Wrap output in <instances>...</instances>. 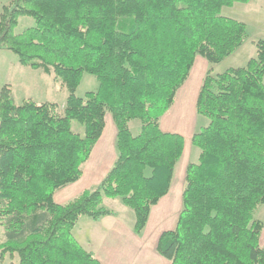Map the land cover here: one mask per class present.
<instances>
[{
  "label": "trees",
  "instance_id": "1",
  "mask_svg": "<svg viewBox=\"0 0 264 264\" xmlns=\"http://www.w3.org/2000/svg\"><path fill=\"white\" fill-rule=\"evenodd\" d=\"M254 0H12L0 14V51L41 70L69 93L55 103L17 105L0 96V262L101 264L74 238L82 218L116 216L122 200L137 234L170 190L183 136L161 129L198 57L217 65L249 39L247 25L222 14ZM34 26L17 34L21 18ZM244 67L204 78L192 138L200 151L186 170L183 209L158 253L171 264H264V40ZM84 74L99 89L76 95ZM118 130L117 160L93 190L67 204L55 194L79 181L106 127ZM140 122L138 134L130 123ZM84 127V134L73 129Z\"/></svg>",
  "mask_w": 264,
  "mask_h": 264
},
{
  "label": "crops",
  "instance_id": "2",
  "mask_svg": "<svg viewBox=\"0 0 264 264\" xmlns=\"http://www.w3.org/2000/svg\"><path fill=\"white\" fill-rule=\"evenodd\" d=\"M211 70L214 72V67L205 59L198 57L171 108V113L176 110L178 116L170 118L167 113L161 120L160 126L164 132L184 137L185 150L173 175L169 193L151 209L143 232L140 234L135 232V215L120 199H106L104 202V206L115 212L116 216L105 217L99 222L82 218L73 231L78 243L86 251L93 253L101 264H171L158 253V244L165 232L175 230L178 225L183 209L186 170L190 163L199 159V155L196 161L193 159L195 148L192 145V138L200 129L197 114L199 93L205 76ZM185 113L188 116L193 114L191 124L184 121L182 116ZM131 131L135 134L132 128ZM117 134L113 117L108 115L103 135L89 161L84 165L81 179L58 191L54 197L56 203L67 204L100 185L117 160Z\"/></svg>",
  "mask_w": 264,
  "mask_h": 264
},
{
  "label": "rangeland",
  "instance_id": "3",
  "mask_svg": "<svg viewBox=\"0 0 264 264\" xmlns=\"http://www.w3.org/2000/svg\"><path fill=\"white\" fill-rule=\"evenodd\" d=\"M11 1L0 0V14L3 12L4 7L11 4ZM222 14L228 18L245 23L247 25L249 39L238 53L220 64H212L215 75L222 74L231 68L244 67L249 60L257 56L256 42L261 39L264 40V0H254L250 4L237 3L231 8H225ZM32 26H34V20L32 18H21L16 33H22ZM99 86L100 84L96 77L90 74H84L76 95L84 98L87 93L97 91ZM5 87L11 89L13 99L17 105H21L26 100H33L39 105L55 103L59 105L61 113H64L69 95L66 87L61 82L55 81L54 78L46 75L41 70L20 65L18 57L15 54L9 51H0V96ZM171 112L172 110L168 112L170 118L171 116L172 118H176L179 114L176 113V110L173 113ZM182 117L189 124L193 121V114H189L188 116L185 113ZM198 117L199 128L208 124L206 118L199 115ZM131 128L135 134L138 133L140 122H132ZM73 129L82 135L85 132L84 127L77 122H73ZM194 150L193 159L196 161L200 151L196 148ZM186 158L188 160V155ZM255 216L257 219L264 221V206L259 207ZM5 240L4 229L0 225V244L5 242ZM261 243L264 246V232ZM0 264H20V262L18 257H8L5 261L0 262Z\"/></svg>",
  "mask_w": 264,
  "mask_h": 264
}]
</instances>
